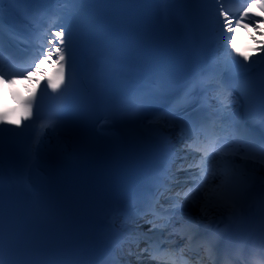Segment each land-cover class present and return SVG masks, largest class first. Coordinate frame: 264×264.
Segmentation results:
<instances>
[{
  "label": "snow or ice",
  "instance_id": "1",
  "mask_svg": "<svg viewBox=\"0 0 264 264\" xmlns=\"http://www.w3.org/2000/svg\"><path fill=\"white\" fill-rule=\"evenodd\" d=\"M45 0H0V34L3 32V12L5 4L10 6L27 5L31 3H41ZM52 2V0H48ZM55 2L65 3H79L80 0H55ZM158 3L164 5L174 4H197L206 6L201 9L205 13L204 26L209 29L215 40L217 41V51L221 54L219 61L226 68H240L246 69V75L249 74L254 67L264 68V56H260L259 59L252 61V63H245L251 60V57L247 56L233 43L235 39V33L238 28L247 29L250 27V23H246L245 19L250 16L252 10L257 5L262 10L255 15L257 17H264V0H253L252 3H248L242 9H236L240 12L238 19L233 20L232 12L230 8H226L225 4L230 0H156ZM16 11H23L25 14L35 18L36 11L32 9L16 8ZM168 9L165 8V11ZM61 12L64 10H60ZM261 19L251 21V25L259 28ZM58 27L59 30L45 31L40 36V43L32 58L26 65L21 66L18 70H13L9 58L8 70L5 71V57L3 52L2 42H0V80L4 77H8L5 81L8 84H12L18 77L24 79H30L32 72L40 70V64L44 61H48L54 64V78L46 77V84L43 94L57 93L61 87L66 83V68H74L76 61V48H75V32L74 25L71 20L65 19L64 15H58L55 20L49 25V28ZM222 41V45L221 42ZM264 43V42H261ZM260 52H264V48L259 49ZM235 53V54H234ZM243 57V60L236 57ZM70 82V80L68 81ZM199 89L205 93V102L208 101L207 93L214 94L217 106L214 109L212 116L206 123H201L198 127L189 123H186L183 119H178L173 109H168L162 112L153 113L150 123L146 126L161 142L164 147L165 158V172H170L171 164L177 159L174 146L170 145L169 137L166 134L167 129H179V134L184 140L185 147L188 149L189 154L199 153L197 158L193 155L192 162L187 164V168L196 169V173L191 174L190 178L194 181V186L187 189L184 192H177L174 196H169L170 202L176 206L180 205V197L183 196L185 206L197 203L201 198L206 202H217L231 199L230 191V157L234 151H238L239 148L233 149L229 140H233L237 145L244 139L239 133L238 128H235L232 124H225V121L229 120L230 112L228 111V104L231 102L227 95V89L224 82L219 77L209 75L193 81L190 86V91ZM190 93H186L188 95ZM242 96L249 100L250 103L254 102L253 97L247 95V91L242 93ZM211 106V105H209ZM36 108L38 113V98L35 94L30 95L24 102V113L22 115L23 120H29L33 116V109ZM258 111L261 117V123H264V81H262L259 97H258ZM7 123H13L7 119V114L0 112V125ZM19 124V122H16ZM26 127H31L27 125ZM46 127H52L54 130L57 127H63L60 123L59 117H50L47 121L40 124V129L43 130ZM5 131L12 132L14 129H5L0 127V164H2V148H3V133ZM17 136L22 133H16ZM260 155L264 157V145L260 147ZM187 160V155L183 157ZM211 161H218L217 165L213 168H209ZM180 169H184L185 165L180 164ZM209 175H212L219 181L217 187L208 189L207 182ZM174 177L169 175L168 180H172ZM0 190H2V184H0ZM169 189L164 187V192L160 193L163 196ZM148 207L152 210V214L157 219H164V223L157 225L154 221L152 223L153 228L166 227L168 223L169 209L159 206L158 198H152L146 201ZM134 203H130L126 206L118 205L113 209L114 214L117 216H124L127 222L129 218V210L135 208ZM145 252L148 249H144ZM159 249H154V253ZM164 255H168L165 253ZM155 259V255H153ZM0 264H5V260L0 255Z\"/></svg>",
  "mask_w": 264,
  "mask_h": 264
},
{
  "label": "bare ground",
  "instance_id": "2",
  "mask_svg": "<svg viewBox=\"0 0 264 264\" xmlns=\"http://www.w3.org/2000/svg\"><path fill=\"white\" fill-rule=\"evenodd\" d=\"M178 4L174 5H165V8L175 7ZM78 15L72 16V21H76ZM264 40V24H260L259 28L252 29H242L238 28L235 33V39L233 43H243L248 45L250 48L257 50L260 47V42ZM222 45V43H221ZM221 55V54H220ZM220 57V56H219ZM251 60L246 61L245 63H252V61L257 60V54L250 55ZM220 62V61H218ZM51 62L44 61V64L40 66V70L31 75L30 79H20L17 83L21 82L23 88L28 87L30 84L34 83L36 77L41 76L43 69H47ZM223 66V64L220 62ZM224 69L230 70L233 68ZM16 84H8L4 89V93H7V87L16 89ZM230 98V103L228 104V111L230 112L229 120L225 121V124H232L236 114L237 109L239 108L238 103L231 95H228ZM213 112L217 106L216 101H213L211 105ZM233 125V124H232ZM167 133L171 134L170 139H175V135L172 133L171 129L166 130ZM74 135L70 130H67L65 127H57L55 130L53 128H48L46 131L41 132L37 137L36 149L33 150L32 156L28 157L27 155L23 156L22 165L16 167L11 163H7L2 160L0 164V184H2V190L6 192L22 194V188L24 187H37V184L42 182L45 176L49 173L51 167V152L59 149L66 150L70 146V139ZM177 139V137H176ZM40 142V143H39ZM230 161L231 173L238 172L242 166L249 171L255 173H260L264 176V162L257 161L255 158H250L244 156L239 152L234 151L233 154L228 157ZM218 161H211L209 163V168H213L217 165ZM189 169V168H188ZM191 173H196V169H190ZM244 172V170H243ZM211 179L213 181H211ZM219 181L215 179L212 175H209L207 188L212 189L217 187ZM236 207V203L233 201H221L217 202L213 200L212 202H206L204 199H200L197 203L185 206L183 203L178 207L175 217L171 216L170 221L176 225H180L182 228H187L190 225L200 224L202 222H209L213 220L216 216L224 214L228 211L233 210ZM172 223V224H173ZM140 224V223H139ZM186 224V225H184ZM123 228V227H122ZM177 243L171 244L172 249H175ZM188 248L185 251H189ZM209 264V263H208Z\"/></svg>",
  "mask_w": 264,
  "mask_h": 264
},
{
  "label": "rangeland",
  "instance_id": "3",
  "mask_svg": "<svg viewBox=\"0 0 264 264\" xmlns=\"http://www.w3.org/2000/svg\"><path fill=\"white\" fill-rule=\"evenodd\" d=\"M40 143V142H39ZM36 148V147H35ZM211 181H213L212 179H211Z\"/></svg>",
  "mask_w": 264,
  "mask_h": 264
}]
</instances>
